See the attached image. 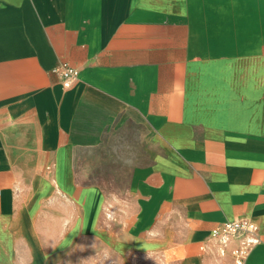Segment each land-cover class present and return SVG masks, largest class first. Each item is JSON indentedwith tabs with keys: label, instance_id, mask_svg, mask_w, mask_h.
Returning a JSON list of instances; mask_svg holds the SVG:
<instances>
[{
	"label": "crops",
	"instance_id": "1",
	"mask_svg": "<svg viewBox=\"0 0 264 264\" xmlns=\"http://www.w3.org/2000/svg\"><path fill=\"white\" fill-rule=\"evenodd\" d=\"M238 217L264 264V0H0V264H223Z\"/></svg>",
	"mask_w": 264,
	"mask_h": 264
},
{
	"label": "built area",
	"instance_id": "2",
	"mask_svg": "<svg viewBox=\"0 0 264 264\" xmlns=\"http://www.w3.org/2000/svg\"><path fill=\"white\" fill-rule=\"evenodd\" d=\"M78 74V70L67 63H62L57 68V75L64 89L73 85ZM258 242L257 225L248 217H238L216 227L204 245L216 247L221 258L230 259V262L223 264H245Z\"/></svg>",
	"mask_w": 264,
	"mask_h": 264
},
{
	"label": "rangeland",
	"instance_id": "3",
	"mask_svg": "<svg viewBox=\"0 0 264 264\" xmlns=\"http://www.w3.org/2000/svg\"><path fill=\"white\" fill-rule=\"evenodd\" d=\"M66 264H170L161 262L154 257H139L131 255L129 258L111 257L105 251H98L97 254L89 250H81L70 255Z\"/></svg>",
	"mask_w": 264,
	"mask_h": 264
}]
</instances>
